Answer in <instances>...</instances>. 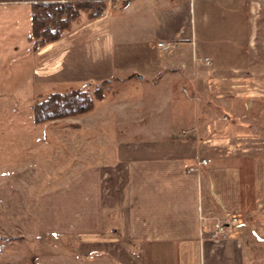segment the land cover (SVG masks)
<instances>
[{"label": "crops", "instance_id": "0c3cea01", "mask_svg": "<svg viewBox=\"0 0 264 264\" xmlns=\"http://www.w3.org/2000/svg\"><path fill=\"white\" fill-rule=\"evenodd\" d=\"M108 2L106 12L38 49L28 39L31 1L0 2V82L11 83L15 73L22 79L25 65L34 100L52 92L35 91V85L83 86L130 78L148 79L154 85L164 81L161 91L175 96L166 98L173 108L164 126L143 127L167 134L157 143L159 148L150 142L126 146L122 158L111 161L110 181L101 182L107 189L100 188L96 196L102 205L112 193L109 208L120 220L119 231L95 225V238L89 243L94 259L56 256L51 264H264V0ZM124 12L127 17L119 19ZM159 41L174 46L163 50ZM173 75L183 83L170 80ZM24 85L10 88L21 90ZM189 93L193 97L186 99ZM201 96L205 101H199ZM19 101L13 96L0 99V115H6L0 124L22 122ZM194 101L228 125L203 116L195 119ZM31 114L36 126L29 131H19L20 125L0 127L1 139L21 140L16 151L23 145L31 150L50 146L46 140L70 135L47 130L56 121L36 123ZM142 147L149 151L135 152ZM204 157L210 158L208 164L188 171ZM30 160L31 171L44 170ZM100 169L106 174L105 167ZM79 183L72 180L68 187ZM230 213L239 214L240 221L226 238H210L211 217ZM86 246L80 242L78 254H86Z\"/></svg>", "mask_w": 264, "mask_h": 264}, {"label": "rangeland", "instance_id": "374dc122", "mask_svg": "<svg viewBox=\"0 0 264 264\" xmlns=\"http://www.w3.org/2000/svg\"><path fill=\"white\" fill-rule=\"evenodd\" d=\"M126 17V12L119 15V19ZM23 69L22 79L15 73L11 83L5 80L0 82L1 89L5 91L0 99L12 100V96L16 97L20 99L18 108L24 111L20 124L18 121L10 123L11 120L1 123L0 127L3 126L4 130L10 129V124L13 127L20 125L21 128L18 129L22 132L36 126L32 120V112L27 111L34 100V90L31 87L33 83L26 80L28 77L25 65ZM173 77L170 79L173 82L183 83L178 75ZM157 78L159 77L155 76L153 81H158ZM15 83L25 85L21 90L19 87L10 88ZM156 83L158 85L148 79L136 78L110 83L104 98L96 101L91 111L84 115L65 117L59 122L55 120V123L47 127L49 131L64 130L70 133L64 140H46L50 146L31 150L23 145L20 149L17 147L19 150L16 151V144L21 140L0 138V264H51L56 256L91 260L95 258L94 247L89 245L95 238L94 230L107 227L108 230L119 231L120 220L118 216L115 218L111 211L113 208H109L112 193L103 198L107 202L102 205L96 195L102 188L101 182L110 181L111 161L121 159V152H126V146L129 149L136 143L150 142L152 147L159 148L157 143H161V138L167 136L161 129L152 133L143 131V127L154 129L160 124L164 126V120L173 108V102H166V98L175 97L173 92H170L172 96H165L161 91L164 81ZM59 84L35 85V91L45 94L53 89L63 91L82 87L78 82L63 86L65 88ZM22 90L24 91L20 92ZM13 92L15 95H11ZM27 93H31V97L28 98ZM185 96L186 99L193 97L190 93ZM201 97L199 101H205ZM192 109L195 119L203 116L218 125H228L216 121L215 114L204 109L198 101L193 102ZM5 116L0 115L3 118ZM63 126L68 129H63ZM23 142L26 144L27 140ZM123 143L128 145L118 149ZM144 148L135 152L147 153L148 147ZM31 158L33 165L37 164L44 170L31 171ZM102 167L107 169L106 174L100 169ZM75 179L79 180V185L69 188L70 181ZM104 188L107 189H102ZM119 197L122 198L120 194ZM101 218L102 221H98ZM80 242L87 243L84 255L77 251Z\"/></svg>", "mask_w": 264, "mask_h": 264}, {"label": "trees", "instance_id": "16d2710c", "mask_svg": "<svg viewBox=\"0 0 264 264\" xmlns=\"http://www.w3.org/2000/svg\"><path fill=\"white\" fill-rule=\"evenodd\" d=\"M23 0H0L18 2ZM31 33L28 39L33 49L59 39L64 33L85 20L93 19L107 11L108 0H30ZM127 0H124L126 3ZM112 81L109 79L88 82L82 87L64 92L52 91L36 96L32 104L33 119L46 123L65 117L84 115L91 111L96 101L104 98Z\"/></svg>", "mask_w": 264, "mask_h": 264}, {"label": "built area", "instance_id": "2783aa9c", "mask_svg": "<svg viewBox=\"0 0 264 264\" xmlns=\"http://www.w3.org/2000/svg\"><path fill=\"white\" fill-rule=\"evenodd\" d=\"M157 45L163 50H169L174 46V44L170 41H159ZM202 60L205 63H210V60L207 57L202 58ZM209 161L210 158H200L195 162V164L189 166L187 169L188 171H195L200 166L208 164ZM201 218L202 222L203 220H206L205 216H201ZM211 219L212 225L208 229L209 236L212 239L219 240L227 237L229 228L233 227L240 221V215L237 213H230L225 216H212ZM203 230H205V228Z\"/></svg>", "mask_w": 264, "mask_h": 264}]
</instances>
